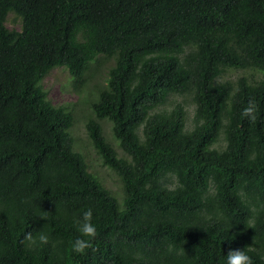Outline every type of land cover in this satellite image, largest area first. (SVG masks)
Returning <instances> with one entry per match:
<instances>
[{
    "label": "trees",
    "instance_id": "16d2710c",
    "mask_svg": "<svg viewBox=\"0 0 264 264\" xmlns=\"http://www.w3.org/2000/svg\"><path fill=\"white\" fill-rule=\"evenodd\" d=\"M101 57L113 64L85 129L120 202L73 149V113L43 87L62 68L83 88ZM225 70L261 76L219 82ZM189 90L185 131L181 105L155 109ZM250 98L255 123L241 116ZM88 208L96 250L79 256L71 242ZM26 232L49 242L29 245ZM236 249L264 264V0H0V264H226Z\"/></svg>",
    "mask_w": 264,
    "mask_h": 264
},
{
    "label": "rangeland",
    "instance_id": "374dc122",
    "mask_svg": "<svg viewBox=\"0 0 264 264\" xmlns=\"http://www.w3.org/2000/svg\"><path fill=\"white\" fill-rule=\"evenodd\" d=\"M13 16L8 18L6 24L8 29H18V24L13 25L11 23ZM101 57L98 62L94 63L90 67L89 74L86 75V82L83 88L76 90L72 87V79L69 74L62 68L53 69L47 77L43 80V87L47 91L48 98L54 105H63L69 109L74 115L73 126L70 129V135L74 140V148L80 152L89 166L88 171L93 173L98 179L99 183L108 190L110 195L118 202L121 201L122 191L121 185L117 176L103 166L100 161V157L89 142V138L86 134L85 125L88 118L91 116V109L88 102L94 100L98 91L103 89L106 85L108 78V69L112 66V61H105ZM247 77L249 81L253 82L260 78V74L252 71H230L225 70L220 78L219 82L223 81H236L237 78ZM181 105L185 111V131H190L194 127L195 119V104L193 103V91L189 90L183 94L170 95L166 102L155 109V111L171 110L174 106ZM103 134L109 143H112L117 148L118 156L127 158L125 154L118 148L115 143L112 132L111 124L102 123ZM225 146L223 135L221 134L218 143L215 145V149L221 150ZM169 186H173V179L169 180Z\"/></svg>",
    "mask_w": 264,
    "mask_h": 264
},
{
    "label": "clouds",
    "instance_id": "9594fccd",
    "mask_svg": "<svg viewBox=\"0 0 264 264\" xmlns=\"http://www.w3.org/2000/svg\"><path fill=\"white\" fill-rule=\"evenodd\" d=\"M259 108L254 98H250L246 107L243 108L241 116L247 118L250 122L255 123L258 119ZM191 131V130H190ZM165 178L167 183L165 184L168 188L172 189L176 186V179L171 173H166ZM173 179V186H169V180ZM209 192L214 193L215 186L211 182L209 183ZM43 219V218H42ZM93 220V210L88 208L83 212L82 217L77 220L76 228L79 236L71 242V252L76 255L84 256L89 250L95 251L94 241L98 236L97 229L92 223ZM25 241L29 245H46L49 242V237L47 234L38 233L36 237L33 236L32 232H26L24 236ZM226 264H253V261L249 255L246 254L244 250H230L227 255Z\"/></svg>",
    "mask_w": 264,
    "mask_h": 264
}]
</instances>
